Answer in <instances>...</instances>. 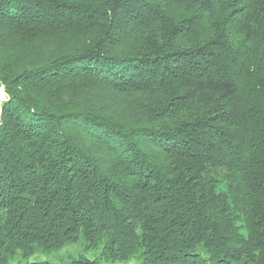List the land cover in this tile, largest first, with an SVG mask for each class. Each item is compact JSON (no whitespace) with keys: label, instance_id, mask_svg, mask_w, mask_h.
Masks as SVG:
<instances>
[{"label":"trees","instance_id":"1","mask_svg":"<svg viewBox=\"0 0 264 264\" xmlns=\"http://www.w3.org/2000/svg\"><path fill=\"white\" fill-rule=\"evenodd\" d=\"M1 87L0 264H264V0H0Z\"/></svg>","mask_w":264,"mask_h":264},{"label":"rangeland","instance_id":"2","mask_svg":"<svg viewBox=\"0 0 264 264\" xmlns=\"http://www.w3.org/2000/svg\"><path fill=\"white\" fill-rule=\"evenodd\" d=\"M3 99H4V91L2 89V93L0 95V103ZM0 112H1V108H0ZM100 254H101L100 248L86 250L84 240H80L78 242L70 243L60 250H52L47 252L37 251L32 256L29 257L19 256L15 263L29 264L31 262L47 261L51 263L69 264L74 258H77L80 255H85L90 259H95L98 258Z\"/></svg>","mask_w":264,"mask_h":264}]
</instances>
